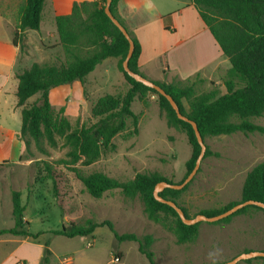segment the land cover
<instances>
[{
    "label": "trees",
    "instance_id": "16d2710c",
    "mask_svg": "<svg viewBox=\"0 0 264 264\" xmlns=\"http://www.w3.org/2000/svg\"><path fill=\"white\" fill-rule=\"evenodd\" d=\"M44 1L24 0L13 35L14 45H16V38L21 41V34L25 30L39 29ZM118 1L112 0L109 9L113 17L123 26L116 16ZM189 1L208 28L221 53L229 61L230 69L222 83L224 92L221 94L212 90L196 95L195 83L186 85V82L154 83L174 100L183 116L196 124L203 142L206 137L229 136L235 133L264 135V127L254 123V120L264 117V0ZM104 5L105 0L73 3L68 15L55 18L64 61L59 65L33 63L28 69L16 75L18 85L15 96L17 106L21 107V127L16 137L23 143L25 149H28L29 140H32L39 149L43 140L50 148H56L60 142V147L66 150L65 159L58 160L56 165L72 173L90 197L99 199L106 192L114 190H118L127 199L138 197L143 203L144 213L148 219L157 222L161 215L171 218L176 242L191 243L197 237L199 223L192 226L183 225L173 209L153 198V191L157 184L161 182L173 184L159 173H138L132 180L120 182L99 172L85 175L76 168L78 164L82 167L92 165L102 151L111 149L113 147L111 140L126 131L127 121H131L133 133L136 134L137 122L142 115L133 114L130 110L131 104L138 99L141 104L144 103L143 105L147 106L146 97L150 94L157 96L158 109L163 113L167 127L183 133L191 148L190 158L185 164L184 178L193 169L200 152L191 126L177 119L167 100L124 73L121 64L126 56L128 43L105 15ZM130 38L133 41L134 50L128 67L132 72L141 75L137 67L140 47L135 38L131 36ZM20 50L21 52L23 50L22 44ZM108 58L118 60L117 70L128 89L123 95H105L99 98L91 111L97 121L89 127L73 128L63 115V107L54 113L49 94L53 89L75 81L83 84L86 76ZM35 95H39L38 99L26 105L27 101ZM183 101L187 103V111ZM217 155L206 146L204 158L217 157ZM53 168V165L44 162L45 178L50 181L52 195L63 214L60 202L62 175H57ZM186 188L187 186L179 191L164 189L159 196L176 204L175 201ZM20 197L19 192H11V214L14 225L10 229L0 230V236L36 239L38 234H31L28 231V222L24 221L25 206L21 204ZM250 200L264 203V162L257 164L246 174L239 201L230 202L219 209L202 210L198 214L206 217L217 216L240 202ZM179 208L185 217L189 218L186 210ZM249 211L264 212L260 208L247 206L232 216L212 224L229 223L233 217ZM100 227H106L118 243L125 241L136 243L138 252L149 264H154L150 250L154 242L152 236L119 235L109 221L97 223L87 220L81 225L70 222L68 225L62 224L60 230L51 233L54 236L69 239L89 237L95 229ZM50 257L51 252L46 243L38 264H49ZM260 259L264 262V258Z\"/></svg>",
    "mask_w": 264,
    "mask_h": 264
},
{
    "label": "rangeland",
    "instance_id": "374dc122",
    "mask_svg": "<svg viewBox=\"0 0 264 264\" xmlns=\"http://www.w3.org/2000/svg\"><path fill=\"white\" fill-rule=\"evenodd\" d=\"M118 72L100 79L98 67L92 74L96 84L92 83L93 80L82 86L81 95L75 90L66 93L69 85L53 89L49 94L51 108L57 113L63 107V115L73 128L93 125L97 118L92 116L91 111L96 101L105 95L125 93L126 89L118 85L122 77ZM192 83H195L196 95L218 91L212 82L196 80ZM150 96L153 99L147 101V106L138 99L131 104L132 113L142 115L137 122V133H133L131 121H127L126 131L111 140V149L102 151L97 161L88 167L76 166L81 173L88 175L99 172L120 182L130 181L138 173L152 172L159 173L173 184L184 180L185 164L190 158L191 148L183 133L167 127L163 113L158 109L157 96ZM38 97H31L26 105L35 102ZM182 103L187 111V103ZM254 123L264 127V117L254 120ZM204 143L218 155L203 158L197 174L175 201L186 210L189 218L202 210L219 209L240 200L242 179L252 165H242L241 155L244 154L242 157L246 158L248 146L251 145L264 148V135L235 133L206 137ZM60 145L58 142L56 148H50L43 140L39 145L40 150L29 140L28 149L23 145L19 161L0 163V230L10 229L14 225L10 194L17 191L21 194V204L25 206L23 216L28 222V231L33 235L38 234L31 242L41 246L40 259L43 246L48 243L51 252L49 264H149L138 252L136 243L116 242L106 227L95 229L89 237L71 239L51 233L60 230L62 224L72 222L81 225L87 220L97 223L109 221L119 235L152 236L154 242L150 250L154 264H213V259L215 264H225L243 253L264 252V212L249 211L233 217L226 224L200 222L195 240L178 244L172 219L164 215L157 222L148 219L140 198L127 199L118 190L106 192L99 199L90 197L72 173L56 165L58 160L65 159L66 150ZM44 162L53 165L57 175H62L60 202L63 214L52 195L51 183L45 178ZM4 238L8 237L0 236V240ZM9 247L0 244L1 254ZM216 249L219 254L210 258L209 253ZM236 264L264 262L260 258H253Z\"/></svg>",
    "mask_w": 264,
    "mask_h": 264
},
{
    "label": "crops",
    "instance_id": "0c3cea01",
    "mask_svg": "<svg viewBox=\"0 0 264 264\" xmlns=\"http://www.w3.org/2000/svg\"><path fill=\"white\" fill-rule=\"evenodd\" d=\"M84 1L91 0H45L39 29L25 30L21 41L16 38L14 45L13 35L24 0H0V163L19 161L23 152V145L16 137L21 127V107L17 106L15 96L18 85L16 75L33 63L59 65L64 61L55 18L68 15L73 3ZM116 16L139 44L137 67L144 78L164 84L201 80L203 83H214L218 92H224L221 79L230 69L229 61L189 0H119ZM45 58L48 60L45 61ZM117 61L108 58L94 71L99 67V78L103 79L118 72ZM94 71L86 76L83 84L78 81L69 84L65 92L75 90L81 95L82 86L95 80L92 76ZM118 81L126 92L128 88L123 77ZM150 99H153L152 96L147 95L146 101L150 102ZM247 154L248 157L243 158L242 154L240 159L242 165L252 164L245 176L254 166L264 162V148L248 146ZM24 221H27L25 217ZM3 237L8 238L0 240V244L10 247L2 254L0 252V264L39 263L41 246L33 245V239ZM29 250H32L31 254Z\"/></svg>",
    "mask_w": 264,
    "mask_h": 264
},
{
    "label": "water",
    "instance_id": "95a60500",
    "mask_svg": "<svg viewBox=\"0 0 264 264\" xmlns=\"http://www.w3.org/2000/svg\"><path fill=\"white\" fill-rule=\"evenodd\" d=\"M111 2H112V0H105L104 13L107 16V18L111 21V23L123 35V37L125 38V40L128 43V50H127L126 56H125V58L121 64L124 73L126 75H128L131 79H133L135 82L140 83L143 86L154 90L159 96L164 97L167 100V102L169 103L172 110L175 112L177 119H179L185 123H188L191 126V128L194 132V136L196 138V141L200 147L199 155L195 161L194 167L191 170V172L179 184H170L167 182H161V183L157 184L154 188V191H153L154 200L161 203V204H164V205L170 207L171 209H173L175 211V213L177 214L178 218L180 219L181 223L183 225H186V226H192V225L198 224L200 222L215 223V222L223 220L227 217L232 216L237 211H239L242 208L247 207V206H254V207L260 208L261 210H264V203L250 200V201L240 202L239 204L232 206L231 208H229L228 210L224 211L223 213H221L217 216L206 217L202 214H197L193 218H186L183 211L174 202H172L170 200H165L159 196V193L162 192L164 189H171V190H176V191L182 190L185 186H187L193 180L194 176L197 174V172L199 170L201 161L204 158L206 145L204 144L203 139L201 138V135L197 129L196 124L193 121L186 118L185 116H183L179 112L177 104L174 102V100L168 94L165 93V91L162 88H160L154 82L144 78L143 76H141L137 73L132 72L129 69L128 62H129V60L132 56L133 50H134L133 41L131 40V38H130L129 34L127 33V31L125 30V28L111 14L110 9H109ZM253 258H264V252L257 251V252L243 253V254H240L239 256L235 257L231 261L225 263V264H236L239 261H245V260H249V259H253Z\"/></svg>",
    "mask_w": 264,
    "mask_h": 264
},
{
    "label": "clouds",
    "instance_id": "9594fccd",
    "mask_svg": "<svg viewBox=\"0 0 264 264\" xmlns=\"http://www.w3.org/2000/svg\"><path fill=\"white\" fill-rule=\"evenodd\" d=\"M218 254H219V250L216 249L215 251L209 253V257L214 258ZM213 264H215V259H213Z\"/></svg>",
    "mask_w": 264,
    "mask_h": 264
}]
</instances>
